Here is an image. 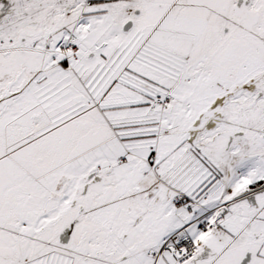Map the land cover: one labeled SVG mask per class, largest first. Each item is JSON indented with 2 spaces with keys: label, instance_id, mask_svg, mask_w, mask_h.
Here are the masks:
<instances>
[{
  "label": "snow or ice",
  "instance_id": "1",
  "mask_svg": "<svg viewBox=\"0 0 264 264\" xmlns=\"http://www.w3.org/2000/svg\"><path fill=\"white\" fill-rule=\"evenodd\" d=\"M0 264H264V0H0Z\"/></svg>",
  "mask_w": 264,
  "mask_h": 264
}]
</instances>
